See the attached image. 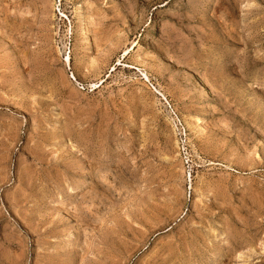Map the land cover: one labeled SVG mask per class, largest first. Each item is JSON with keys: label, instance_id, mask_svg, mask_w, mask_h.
I'll use <instances>...</instances> for the list:
<instances>
[{"label": "rangeland", "instance_id": "rangeland-1", "mask_svg": "<svg viewBox=\"0 0 264 264\" xmlns=\"http://www.w3.org/2000/svg\"><path fill=\"white\" fill-rule=\"evenodd\" d=\"M0 264H264V0H0Z\"/></svg>", "mask_w": 264, "mask_h": 264}, {"label": "bare ground", "instance_id": "bare-ground-1", "mask_svg": "<svg viewBox=\"0 0 264 264\" xmlns=\"http://www.w3.org/2000/svg\"><path fill=\"white\" fill-rule=\"evenodd\" d=\"M129 52H130V51H127V52L125 53V55H128ZM66 60L69 62V61H70V56H68ZM95 86H96L95 84L92 85V87H95Z\"/></svg>", "mask_w": 264, "mask_h": 264}]
</instances>
